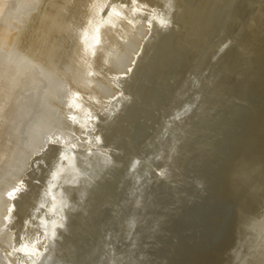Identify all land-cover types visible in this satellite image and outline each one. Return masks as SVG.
<instances>
[{
	"label": "bare ground",
	"instance_id": "bare-ground-1",
	"mask_svg": "<svg viewBox=\"0 0 264 264\" xmlns=\"http://www.w3.org/2000/svg\"><path fill=\"white\" fill-rule=\"evenodd\" d=\"M20 1L0 28L2 85L15 81L2 100L28 91L0 176L26 173L8 236L18 264H264V0L99 7L84 39L94 68L58 88L84 144L67 119L35 125L47 81L11 47L39 0ZM0 264H12L2 248Z\"/></svg>",
	"mask_w": 264,
	"mask_h": 264
},
{
	"label": "rangeland",
	"instance_id": "rangeland-1",
	"mask_svg": "<svg viewBox=\"0 0 264 264\" xmlns=\"http://www.w3.org/2000/svg\"><path fill=\"white\" fill-rule=\"evenodd\" d=\"M17 1L18 0H5V7L0 13V28L3 15L11 11L13 13L15 10L19 9ZM109 1L58 0L57 3H54L52 0H45L42 4V0H39V6L37 5V8L31 11L28 17L24 18L21 24L22 31L20 33V39L13 44L11 50L14 58L17 56V58L14 59L17 65L23 64L27 59H32L38 63L45 75L47 81L45 96L43 101L39 102L37 105L39 114H36V116L39 117V119L35 124L39 127V122L41 121L40 130L45 129L48 131L49 127L60 126L63 120L67 119L70 121V125L65 126L64 129L70 130L69 132H71L72 137L79 141L81 140V144L87 142L89 131L85 129L79 121L73 120L71 116L73 111L69 105V101L58 88L59 86H65L66 83L73 87L74 85L78 86L76 78L83 75L85 71L94 68V64L90 61V58L89 61L87 60L88 47L86 48L84 41L86 38L85 35L87 34L86 30L88 28L93 29L92 27L95 25L102 26L104 14L102 15V13H100V8L102 5L105 8L108 7ZM52 2L53 5L49 9ZM20 3H24V0H21ZM47 12H49V16H46L48 14ZM97 17L100 19L99 21ZM25 43L26 45H24ZM27 44L30 45V48ZM32 48H34V51ZM20 69L19 67V72ZM4 78L5 76L0 77V176L4 173L5 169L9 167L12 154L17 150L16 141L18 130L20 129L19 111L20 107L26 103L28 95V91L23 87L22 90L15 93L14 99L9 102L8 106L5 105L7 104L9 96H4L5 99L2 100L3 94L8 90L3 86ZM88 83L86 82V84ZM8 88V92L12 93V89L15 88V81H12ZM82 91H84V88H82ZM57 95H62L60 101L57 99ZM58 102L60 103L58 104ZM2 114H5V118L3 119L1 117ZM31 126V121L26 123V125H24V132L28 130L29 133ZM34 137L29 135L27 137L28 139L24 138L28 147L32 144ZM60 161L62 160L58 158L57 167ZM25 174L26 173L23 171L19 179H15L18 175H14L13 178V176L11 177V175L8 174L0 181V248L6 251L12 264L19 263L16 261V258L10 254L8 247L9 231L11 227L19 223L18 216L15 215L14 201L16 192H14V190H19L27 186L28 183H26L27 181L24 179L25 177H23ZM9 175L10 178H8ZM7 182H10L12 186H9ZM41 241L42 240L38 242L37 246L42 244Z\"/></svg>",
	"mask_w": 264,
	"mask_h": 264
},
{
	"label": "water",
	"instance_id": "water-1",
	"mask_svg": "<svg viewBox=\"0 0 264 264\" xmlns=\"http://www.w3.org/2000/svg\"><path fill=\"white\" fill-rule=\"evenodd\" d=\"M192 107H193V104H192ZM188 108H189V104H188V103H184V105H183V107H182V109L185 110L184 113H186V112H187V113H188V112L190 113V110H189V111L187 110ZM187 113H186V114H187ZM190 114H191V113H190ZM245 128H246V127H244V129H245ZM246 129H247V128H246Z\"/></svg>",
	"mask_w": 264,
	"mask_h": 264
}]
</instances>
